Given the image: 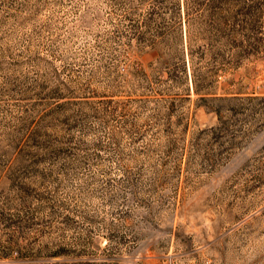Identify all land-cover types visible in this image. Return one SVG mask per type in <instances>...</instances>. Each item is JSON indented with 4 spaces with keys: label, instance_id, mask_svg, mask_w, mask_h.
<instances>
[{
    "label": "rangeland",
    "instance_id": "374dc122",
    "mask_svg": "<svg viewBox=\"0 0 264 264\" xmlns=\"http://www.w3.org/2000/svg\"><path fill=\"white\" fill-rule=\"evenodd\" d=\"M227 1L0 0V264H264V0Z\"/></svg>",
    "mask_w": 264,
    "mask_h": 264
},
{
    "label": "trees",
    "instance_id": "16d2710c",
    "mask_svg": "<svg viewBox=\"0 0 264 264\" xmlns=\"http://www.w3.org/2000/svg\"><path fill=\"white\" fill-rule=\"evenodd\" d=\"M227 2L229 3V5L226 4V6H225L226 8H224V9H225L226 12H229L230 11V13L232 14V17H233V13H232L233 11H232V8H231V2L229 0ZM177 6H178V8L181 7L179 5V3H177ZM238 26H239V24H238ZM240 27L242 28V25ZM234 30H235L234 32L238 31L237 29H234ZM229 34H232V33H229ZM231 36H233V35H231Z\"/></svg>",
    "mask_w": 264,
    "mask_h": 264
}]
</instances>
